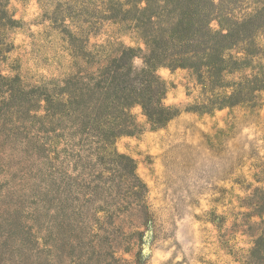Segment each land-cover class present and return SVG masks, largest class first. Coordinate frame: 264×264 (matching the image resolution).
Here are the masks:
<instances>
[{"label":"rangeland","instance_id":"374dc122","mask_svg":"<svg viewBox=\"0 0 264 264\" xmlns=\"http://www.w3.org/2000/svg\"><path fill=\"white\" fill-rule=\"evenodd\" d=\"M131 48L174 113L111 141L140 199L94 152ZM0 76V264H264V0H0Z\"/></svg>","mask_w":264,"mask_h":264},{"label":"trees","instance_id":"16d2710c","mask_svg":"<svg viewBox=\"0 0 264 264\" xmlns=\"http://www.w3.org/2000/svg\"><path fill=\"white\" fill-rule=\"evenodd\" d=\"M211 4L214 6V3L211 2ZM145 9L146 8H142L139 9V11L144 13ZM13 22L14 20H11V23ZM221 35L224 38H227L228 36L224 34ZM136 51L137 50L133 48L125 50L122 58L115 60L113 64L104 72L103 77L100 78L99 85L107 84L109 80V86L106 88L98 86L97 91L108 95L109 99H112V105L110 108H108L109 106L104 108L107 111V116L98 122H104L105 124L112 123V127L107 133H103V137L97 142L98 147L94 149V152H96V149L101 151V155L95 154L96 159L104 162L105 159L108 158L109 162L112 163V166L108 171V176L112 178L111 183H115L116 178L125 179V182L128 185L127 188L131 189V195L135 199H140L144 193L143 190H146V186L136 174L135 162L132 158L126 155L119 154L117 151H112L109 148L110 145H112L111 141L117 137L131 133L132 124L129 110L134 104L141 106L146 112V116L157 125H164L167 123L170 119H172L174 113L162 104L166 90L161 79L155 74V72L151 71L155 65V58L153 55L146 58L145 63L147 68L137 69L133 66H129L126 72L122 71L121 66L125 65V60H127V58H132L131 55H133ZM0 78L4 79L2 76H0ZM126 79H129V82H127ZM119 81L128 83V86H130V88L123 89L124 94H122V96H120L119 90L117 89V82ZM131 82H133V84H131ZM134 84H139V86L136 87ZM6 87L7 89L10 88V94L13 90H15L12 83L6 85ZM102 89H104V92H102ZM113 96L115 98H112ZM46 101L51 103L50 99ZM98 101H101V99ZM58 104H60L58 106H61L62 104L65 107L68 106L66 109L68 114L65 113L68 116H70V113L73 115L75 114V111L77 112L74 107L73 100L67 101L66 103L59 101ZM94 116L95 118H98L97 113H95ZM76 128L81 129L79 126H76ZM262 244H264V239H260L258 241L255 252H259L261 250Z\"/></svg>","mask_w":264,"mask_h":264}]
</instances>
